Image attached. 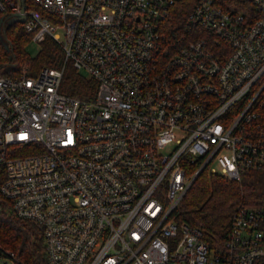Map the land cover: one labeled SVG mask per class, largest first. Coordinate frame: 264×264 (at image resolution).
<instances>
[{
	"label": "built area",
	"instance_id": "built-area-1",
	"mask_svg": "<svg viewBox=\"0 0 264 264\" xmlns=\"http://www.w3.org/2000/svg\"><path fill=\"white\" fill-rule=\"evenodd\" d=\"M18 14L64 55L14 75L0 61V197L46 264H254L259 210L211 247L173 209L204 168L264 175V0H0L6 26ZM68 61L93 97L59 91ZM0 264L22 263L0 245Z\"/></svg>",
	"mask_w": 264,
	"mask_h": 264
},
{
	"label": "trees",
	"instance_id": "trees-1",
	"mask_svg": "<svg viewBox=\"0 0 264 264\" xmlns=\"http://www.w3.org/2000/svg\"><path fill=\"white\" fill-rule=\"evenodd\" d=\"M227 4L229 0H221ZM181 9L173 22L183 21ZM12 50H6L0 40V61L7 75H14L22 66L31 73L42 66L60 67L62 51L59 44L49 38L42 40V47L35 57L24 51V42L30 37L23 33L21 24L15 23L5 29ZM62 91L74 97L91 98L95 82L69 68L63 81ZM259 210L264 215V175L249 171L240 179H229L204 168L182 195L173 209L178 221L201 229L204 241L211 247L223 244L229 230L233 213L238 207ZM0 197V245L14 252L22 264H46L41 233L31 222L21 219L8 208ZM264 247V231H263ZM254 264H264V254Z\"/></svg>",
	"mask_w": 264,
	"mask_h": 264
},
{
	"label": "rangeland",
	"instance_id": "rangeland-1",
	"mask_svg": "<svg viewBox=\"0 0 264 264\" xmlns=\"http://www.w3.org/2000/svg\"><path fill=\"white\" fill-rule=\"evenodd\" d=\"M45 38H49V39L53 40L49 36H46ZM23 47H24V51L26 52V54L28 56L35 57L38 54V52L41 49V47H42V41L41 42H36V41H32L31 39H29V40H27V41L24 42ZM59 47L61 48L60 45H59ZM61 51H62V48H61ZM63 60H64V55H63V51H62V64H61L60 67H57V68H61L62 67ZM40 68H38V69H40ZM69 68H73L75 71H77L79 74H81L85 78L90 79L89 75L85 71L78 70V69L74 68L70 61L66 62L65 65H64V68H63L62 79H61V83H60V87H59V91L61 93H63V94H65V93L62 91V89H63L62 85H63V81L65 80V76L69 72ZM38 69L36 71H38ZM94 91H95V88H94ZM65 95H67V94H65ZM93 95H94V92H93ZM93 95H92V97H93Z\"/></svg>",
	"mask_w": 264,
	"mask_h": 264
},
{
	"label": "water",
	"instance_id": "water-1",
	"mask_svg": "<svg viewBox=\"0 0 264 264\" xmlns=\"http://www.w3.org/2000/svg\"><path fill=\"white\" fill-rule=\"evenodd\" d=\"M2 20H3V17L1 16L0 17V25L2 23ZM23 20H24V17L21 14H18L17 16H14L10 20L7 21V26L12 25L15 22H22ZM0 40H1L3 46H4V48L6 50H9V51L12 50V47H11L10 43L8 42V40L6 38L4 28L2 29V32H0ZM198 173L194 176V178L192 179L191 183L194 181V179L196 178Z\"/></svg>",
	"mask_w": 264,
	"mask_h": 264
},
{
	"label": "flooded vegetation",
	"instance_id": "flooded-vegetation-1",
	"mask_svg": "<svg viewBox=\"0 0 264 264\" xmlns=\"http://www.w3.org/2000/svg\"><path fill=\"white\" fill-rule=\"evenodd\" d=\"M6 25L2 22L1 25H0V32H2V29L4 28V31L6 29Z\"/></svg>",
	"mask_w": 264,
	"mask_h": 264
}]
</instances>
